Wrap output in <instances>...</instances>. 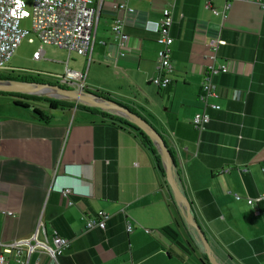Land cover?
Instances as JSON below:
<instances>
[{
  "label": "crops",
  "instance_id": "0c3cea01",
  "mask_svg": "<svg viewBox=\"0 0 264 264\" xmlns=\"http://www.w3.org/2000/svg\"><path fill=\"white\" fill-rule=\"evenodd\" d=\"M95 4L86 86L132 104L166 135L175 187L179 191L178 174L209 244V260L134 132L100 113L128 121L125 117L83 104L50 110L5 94H0V242L28 238L40 222L48 236L55 231L70 242L57 264H264V201L256 209L245 202L264 195V8L255 0L235 1L224 12L223 0H209V7L205 0H176L170 84L160 90L150 83L159 45L145 27L162 18L168 2ZM116 21L125 36L121 43L111 32ZM211 38L226 42L217 48L214 65L228 63L229 72L212 78L219 98L211 103L219 109L206 111L209 123L197 133L191 121L203 110L198 96L212 64ZM72 57L83 62L71 70L85 72L86 58L71 55L76 65ZM34 109L49 120H39ZM166 113L176 117L172 130ZM98 213L108 216L105 229L86 231L85 218ZM127 222L133 227L129 234ZM25 261V252L12 253L7 264ZM35 263L55 264L32 254L28 264Z\"/></svg>",
  "mask_w": 264,
  "mask_h": 264
},
{
  "label": "built area",
  "instance_id": "2783aa9c",
  "mask_svg": "<svg viewBox=\"0 0 264 264\" xmlns=\"http://www.w3.org/2000/svg\"><path fill=\"white\" fill-rule=\"evenodd\" d=\"M97 0H34L31 11L27 10L23 0H0V69H4L10 61L15 51L19 47L21 41L30 35L29 32L19 28L21 21L31 20V31L34 36L28 38L29 44L37 41L40 48L33 53V60L38 61L43 55L41 46H53L57 49L64 50L67 54L65 61V69L62 77L56 83V86L72 90L78 94L94 93L90 91L85 83V72L69 70L67 64L71 55L82 56L86 58V69L90 62L92 51L93 36L95 31L96 20L98 17ZM168 7L163 9L162 18L158 22H147L146 30L156 35V43L159 50L156 57V74L150 79V83L157 89L163 90L170 84L169 62L170 47L172 39L169 30L172 25L171 8L176 0H166ZM225 3L224 12L228 9V5L235 1L247 0H223ZM255 3L264 8V0H255ZM206 7H209V0H205ZM120 5L118 8H122ZM130 12V11H128ZM213 15L218 16L216 11H212ZM225 18L224 14L220 15ZM112 34L120 41L125 39L122 33V25L116 21L111 29ZM225 41L217 38H211L208 46L211 54L208 56L212 64L209 65L201 82L200 94L198 101L203 110L192 118V127L197 133H202L206 125L209 123L207 110H218L219 106L214 102L219 98L216 86L212 83V78L217 74H226L229 72V64L224 63L214 65L216 60L215 54L217 48L224 46ZM123 55V54H122ZM236 96V93L235 95ZM182 186V191H186V186ZM63 196L70 194L65 189L61 191ZM233 199L239 201L240 197L233 194ZM264 201V195L256 198H247L246 204L256 209L257 204ZM71 203L69 202L68 205ZM8 216L13 214L8 212ZM108 216L104 213H98L94 218H85V230L93 229L104 230ZM133 227L130 223H126L125 232L131 233ZM70 242L60 237L55 231L49 236L45 233L43 226L39 222L33 233L25 239L13 240L8 243L0 242V264H7L8 256L14 253L19 256L22 252L26 253V261L28 264L32 254L46 255L51 261L57 264V259L69 248ZM36 264V263H35Z\"/></svg>",
  "mask_w": 264,
  "mask_h": 264
},
{
  "label": "water",
  "instance_id": "95a60500",
  "mask_svg": "<svg viewBox=\"0 0 264 264\" xmlns=\"http://www.w3.org/2000/svg\"><path fill=\"white\" fill-rule=\"evenodd\" d=\"M36 88H46L56 92L57 95L52 96L54 99L73 100L75 104H83L102 110H111L116 114L125 117L132 126L141 130L149 138L150 142L154 144L158 153H160L165 182L168 185L175 201L183 209L188 224L197 234L201 245L206 249V258L209 260V244L201 227L197 224V222H194L191 217L190 203L172 183V171L175 169V164L170 152V147L167 144L166 135H162L160 132H157L145 119L137 116L114 100H105L92 93L78 94L72 90L62 89L56 85L48 86L35 83L0 81V92L25 93L38 96L39 93L34 92V89ZM177 178H179L178 174Z\"/></svg>",
  "mask_w": 264,
  "mask_h": 264
},
{
  "label": "rangeland",
  "instance_id": "374dc122",
  "mask_svg": "<svg viewBox=\"0 0 264 264\" xmlns=\"http://www.w3.org/2000/svg\"><path fill=\"white\" fill-rule=\"evenodd\" d=\"M23 1L25 3L26 9L31 11L34 0H23ZM19 28L23 31L29 32L30 35H28L26 38H24L21 41L19 47L15 51L10 61L6 64L5 68L0 69V79H10L14 81L19 80L25 83H29V80H33L37 84L55 86L56 83L59 81V78L62 77L64 74L65 61L67 57L66 52L64 50L57 49L53 46H41V50L43 51V55L41 59L38 61L33 60L32 58L33 53L37 51L40 46L39 43L35 40L32 44H29L27 41L28 38L34 39V36L31 31L32 30L31 20L26 19L21 21L19 24ZM73 57L72 60L73 59L77 60L78 64L76 65L69 62L68 63L69 70L78 69L80 67V64L83 62L82 58L80 57L73 58ZM85 67L86 65H84V70L86 69ZM36 89H40V91L39 90L37 91V93H39L38 97L54 99L52 96L57 95L56 92H52L43 88H36ZM93 91H95V89H93ZM56 100L70 101L74 103L73 100H64V99H56ZM113 100L117 103H120L121 105H125L134 109L137 113L141 115L142 118H144L140 109H137L136 107L132 106V104L130 105L129 103L123 102V100L119 101L120 99L118 98L117 99L113 98ZM155 113L156 116H158V118L160 119V121H162L163 119L158 114V110ZM156 125H159L158 121L154 123V126ZM152 145L154 146L153 143ZM156 152L158 153L157 150ZM158 155L161 161L160 153H158ZM172 183L174 184V186H176L174 178L172 179Z\"/></svg>",
  "mask_w": 264,
  "mask_h": 264
},
{
  "label": "trees",
  "instance_id": "16d2710c",
  "mask_svg": "<svg viewBox=\"0 0 264 264\" xmlns=\"http://www.w3.org/2000/svg\"><path fill=\"white\" fill-rule=\"evenodd\" d=\"M0 81L25 83L23 81H19V80H15L14 81V80H10V79H0ZM29 83L37 84L33 80H29ZM0 94H5V95H8V96H13V97L17 96L20 99H23V100L27 101L28 104H30L31 102L37 103L38 105L43 104L42 107H46V109L48 108L50 110L67 109V108H73V107L82 108L81 106H83V105H79V104H74L73 102H70V101H60V100H56V99H47V98H44V97H38V96H32V95H19V94H9V93H1V92H0ZM92 94L96 95L99 98H103L105 100H113V98L110 97L109 94L103 93L101 91H94V93H92ZM20 105L21 106H26L27 103H20ZM122 106L126 107L131 112H133L137 116L141 117V115L139 113H137L134 109H132V108H130L128 106H125V105H122ZM34 111H35V114L37 115L39 120L46 121V122L49 120V116L44 111H39V110H36V109H34ZM100 114H102L104 116H108V118L111 121L131 129L134 132L135 137L139 140L141 146L151 156L152 161H153V163L155 165V168L158 171V173L164 178V172H163V169H162V164H161V161H160V157H159L158 153L156 152V150L154 149V147H153L152 143L150 142L149 138L141 130L135 128L134 126H132L129 123V121H126L123 118L110 116V115H107L105 113H100ZM142 119H144V118H142ZM175 119H176V117H175L174 114H172V113H166L165 114V120H166V123H167V125H168L170 130H172L174 128V125H175V122H176ZM170 152H171V155H172V157L174 159L173 152L171 150H170ZM177 181L179 183V188L178 189H179V191L182 194L183 191H182V186L180 185V179L177 178ZM190 213H191V207H190ZM191 217H192L193 221L196 222L194 220V217L192 216V214H191ZM203 260L205 261V259H203Z\"/></svg>",
  "mask_w": 264,
  "mask_h": 264
},
{
  "label": "flooded vegetation",
  "instance_id": "af4514ba",
  "mask_svg": "<svg viewBox=\"0 0 264 264\" xmlns=\"http://www.w3.org/2000/svg\"><path fill=\"white\" fill-rule=\"evenodd\" d=\"M2 93V92H1ZM4 93H9V94H18V93H14V92H4ZM13 97V96H12Z\"/></svg>",
  "mask_w": 264,
  "mask_h": 264
},
{
  "label": "bare ground",
  "instance_id": "6f19581e",
  "mask_svg": "<svg viewBox=\"0 0 264 264\" xmlns=\"http://www.w3.org/2000/svg\"><path fill=\"white\" fill-rule=\"evenodd\" d=\"M43 89H46V88H43ZM40 91V89H37V90H34L35 92H37V91ZM46 90H49V89H46ZM49 91H51V90H49ZM53 92V91H52Z\"/></svg>",
  "mask_w": 264,
  "mask_h": 264
}]
</instances>
